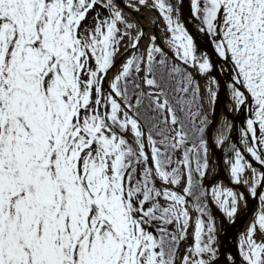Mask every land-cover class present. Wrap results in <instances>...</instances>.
<instances>
[{
	"label": "snow or ice",
	"instance_id": "1",
	"mask_svg": "<svg viewBox=\"0 0 264 264\" xmlns=\"http://www.w3.org/2000/svg\"><path fill=\"white\" fill-rule=\"evenodd\" d=\"M124 3L167 47L120 0H0V264H217L211 202L234 223L248 194L238 264H264V0H191L218 61L182 0ZM215 146L247 192L206 183Z\"/></svg>",
	"mask_w": 264,
	"mask_h": 264
},
{
	"label": "water",
	"instance_id": "2",
	"mask_svg": "<svg viewBox=\"0 0 264 264\" xmlns=\"http://www.w3.org/2000/svg\"><path fill=\"white\" fill-rule=\"evenodd\" d=\"M171 2L173 4H177V3H180V0H171ZM120 3L122 7H125L126 12H130L131 16L134 19H138L139 23L143 25V23L139 20L138 14L136 11L127 8L125 6L124 0H120ZM180 9H181V19L182 21L186 23L187 28H189L190 26L192 27L195 40L198 42L199 47L201 49L206 48L208 52L211 53V59L213 61H218L219 58L216 56L215 52L213 51L209 38L198 30V23L196 19L193 17V14L191 11V2L189 0H182V3H180ZM140 12L141 11H139V13ZM149 25H150L151 33L157 35L158 42L164 45L159 36L157 25L151 22H149ZM224 105H225V99H224L223 94H221L220 100L218 101L216 105L215 115L213 116L211 112L209 113L210 120H213V123L210 125L209 130H208L209 137H212L214 134L213 124L217 120L221 107L223 108V112L225 114ZM231 117L234 122V129L231 133L232 142L237 143V144H242L241 140L238 138V134L242 127V120L244 118V114L235 113ZM213 143H214V140H213ZM224 154H225L224 149L220 146H215L214 150L211 153L212 161L213 159H216V165L218 169L216 175L221 176V177H223L222 169L224 165ZM206 183L209 184V177ZM260 191H263V188L260 189ZM209 197L211 196L209 195ZM259 202L260 201L258 197L254 198L251 195L248 196L247 207H245L244 204H241V210L237 214V217L234 223L228 220V218L222 213V211L218 208V206L215 205L214 201L211 202L212 211L217 221V235H218L217 243L220 249V255L218 257L217 264H232L231 261L228 259V254L231 252L235 256L237 264H238L240 260V257L237 254V245L239 241V235L241 234L244 228L245 222L250 217V215L252 214L253 210L255 209V207L258 205ZM213 206L215 207V211L213 210Z\"/></svg>",
	"mask_w": 264,
	"mask_h": 264
},
{
	"label": "bare ground",
	"instance_id": "3",
	"mask_svg": "<svg viewBox=\"0 0 264 264\" xmlns=\"http://www.w3.org/2000/svg\"><path fill=\"white\" fill-rule=\"evenodd\" d=\"M189 1H190V0H189ZM138 15H139L138 18H139V20H141V21H154V22H155V21H157V18H158V14H157V12H155L151 7L146 8V9H143ZM146 26L148 27V30H149L148 23L146 24ZM188 29H189V31L193 34V29H192V27L190 26ZM193 35H194V34H193ZM194 38H195V37H194ZM161 40H162V42H163L165 45H167L166 40L164 39V37H161ZM121 51L123 52L124 49L122 48ZM197 75H198V78H199L200 81H201V84L203 85V84L205 83L204 78H203L202 76H199V74H197ZM207 108H208V106L206 105V109H207ZM210 112H211V111L209 110V113H210ZM233 114H235V112L230 113L231 116H232ZM224 116H225V114H224V112H223V108L221 107V110H220V113H219V115H218V117H217V120H216V121L214 122V124H213V133H214V130H216V129L219 128L220 124H221L222 121H223ZM238 138L241 140L240 132H239V134H238ZM225 147H227V145H225ZM212 165H213V169H214V171L209 175V186H211V183H212V182H220V181H223V185H224V186H233L237 191H245V192H247V188H246V186H242V185H232V184H230L229 179H228V165L225 163V154H224V165H223V169H222V175H223V177L218 176V177L220 178V180H215V177H217L216 173H217V171H218V169H217V165H216V159H213V161H212ZM209 195L211 196V191H209ZM248 196H250V194H248ZM213 210L215 211V207H214V206H213ZM249 219H250V218L247 219V221H246V223H245V226H244V228H243V230H242L241 233H243L244 231H246V229H247V227H248ZM192 231H193V229H190V236H189L187 242H190V240H191V238H192V236H191V232H192ZM186 246H187V244H185V247H186ZM230 254H231L232 256H234V255L232 254V252H231ZM237 254L239 255V252H238V245H237ZM234 257H235V256H234ZM231 263H232V261H231Z\"/></svg>",
	"mask_w": 264,
	"mask_h": 264
},
{
	"label": "rangeland",
	"instance_id": "4",
	"mask_svg": "<svg viewBox=\"0 0 264 264\" xmlns=\"http://www.w3.org/2000/svg\"><path fill=\"white\" fill-rule=\"evenodd\" d=\"M159 22H160V26H161V30H162V33H161V35L164 37V39L166 38V35H169L168 33H166V22H165V20H164V18H163V15L162 16H160V18H159ZM149 36V35H148ZM166 40V39H165ZM145 43H147V40H146V42ZM259 205H260V203H259ZM259 209V207L255 210V212L257 211ZM255 212H254V214H255ZM253 214V215H254ZM253 215L251 216V218L249 219V222H248V226H249V224H250V222H251V219H252V217H253ZM192 242H194V240H193V237H192V239L190 240V242H187V243H192Z\"/></svg>",
	"mask_w": 264,
	"mask_h": 264
}]
</instances>
